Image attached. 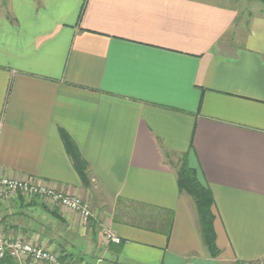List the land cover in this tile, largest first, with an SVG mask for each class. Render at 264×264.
<instances>
[{"label": "crops", "instance_id": "obj_1", "mask_svg": "<svg viewBox=\"0 0 264 264\" xmlns=\"http://www.w3.org/2000/svg\"><path fill=\"white\" fill-rule=\"evenodd\" d=\"M243 1L0 0V174L93 214L19 197L0 232L73 264L264 263V9ZM183 160L212 191L216 258Z\"/></svg>", "mask_w": 264, "mask_h": 264}, {"label": "built area", "instance_id": "obj_2", "mask_svg": "<svg viewBox=\"0 0 264 264\" xmlns=\"http://www.w3.org/2000/svg\"><path fill=\"white\" fill-rule=\"evenodd\" d=\"M19 197L38 199L52 208L67 207L85 218L93 216L89 201L82 197L66 194L30 176L7 177L0 174V203H10ZM101 232L110 242H122L121 238L107 227H102ZM8 255L18 261L31 259L36 263L72 264L64 259L59 251L26 240L20 235H6L0 232V260Z\"/></svg>", "mask_w": 264, "mask_h": 264}, {"label": "trees", "instance_id": "obj_3", "mask_svg": "<svg viewBox=\"0 0 264 264\" xmlns=\"http://www.w3.org/2000/svg\"><path fill=\"white\" fill-rule=\"evenodd\" d=\"M264 2V0H259ZM85 10V5L83 6V11ZM65 143L68 153L73 159L74 165L78 170L84 184L88 185V166L80 152L78 151L76 145L72 139L65 136ZM178 184L181 190L186 191L190 194L196 204L198 219L202 231V236L206 245L208 246L211 255L216 258L220 254V249L217 246V237L215 231V219L214 214V197L210 188L205 185L199 176V172L196 169L189 167L188 163L183 160L178 168ZM14 260L11 256H6L5 259L0 260V264H13ZM67 260V259H66ZM70 261V260H68ZM71 262V261H70ZM72 263V262H71ZM73 264V263H72Z\"/></svg>", "mask_w": 264, "mask_h": 264}, {"label": "rangeland", "instance_id": "obj_4", "mask_svg": "<svg viewBox=\"0 0 264 264\" xmlns=\"http://www.w3.org/2000/svg\"><path fill=\"white\" fill-rule=\"evenodd\" d=\"M243 9L249 11L251 9H255L259 11L260 9H264V2L259 0H244L243 1ZM256 264H264V263H256Z\"/></svg>", "mask_w": 264, "mask_h": 264}]
</instances>
